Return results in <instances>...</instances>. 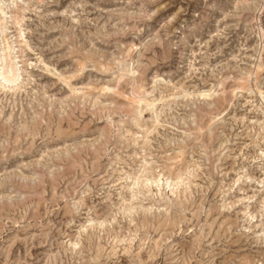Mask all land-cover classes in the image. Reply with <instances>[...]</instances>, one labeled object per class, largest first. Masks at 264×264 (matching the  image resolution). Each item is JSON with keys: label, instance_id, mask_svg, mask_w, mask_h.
Returning <instances> with one entry per match:
<instances>
[{"label": "rangeland", "instance_id": "1", "mask_svg": "<svg viewBox=\"0 0 264 264\" xmlns=\"http://www.w3.org/2000/svg\"><path fill=\"white\" fill-rule=\"evenodd\" d=\"M0 4V264H264V0Z\"/></svg>", "mask_w": 264, "mask_h": 264}, {"label": "bare ground", "instance_id": "2", "mask_svg": "<svg viewBox=\"0 0 264 264\" xmlns=\"http://www.w3.org/2000/svg\"><path fill=\"white\" fill-rule=\"evenodd\" d=\"M6 8L7 7L0 8V14L1 15H5L6 14V12H5ZM13 17H14V19H16L15 16H13ZM17 36L21 37V33L19 31H18V35ZM2 40L4 42V48L2 49V52L5 53V59L3 58V63H0V67H1L0 68V70H1V72H0V81H2L1 83H4V86L8 87L10 84L16 83L19 80L20 76H19V73H18L19 69L17 68L16 62H13L11 57H10V51L12 50V47L9 45L7 39H2ZM3 53H2V55H3ZM118 64L120 65V62ZM260 68H261V65H259V64L255 65L254 66V70L252 71V74H256L259 71ZM130 72L131 71L129 69H127L124 72H122L120 77H122L124 75H127V73L130 74ZM241 80H243V78H241ZM241 88L244 89V87H241ZM141 91H142V89H141ZM210 92H211V90H203L198 95L202 96L203 98H208V97L211 96ZM191 94L190 93L189 94L186 93L185 95H191ZM258 94H259V97L261 98V100L264 102V91L263 92L262 91H258ZM158 100H160V99L158 98V99L147 100V99H145L143 97H137V100L136 101L134 100V101H135V104H139L141 102H144L146 107H149V109H152V108H154L156 106L157 103H159ZM177 178H180V177H177ZM177 178L170 179V180L169 179H165L166 182H165L164 185H163L162 179H161V177L159 175L156 176V177H152L150 179L147 178L145 181L139 180L138 178H136V179L133 178V186H135V184H139L141 186V188H142V186H145L147 189L144 190V192H150L151 191V184H154L155 188L157 189V191L159 193L161 192L163 186H165V189H168L171 192V191H173V189H175V187L178 186ZM145 182H146V184H145ZM148 182H149V184H148ZM171 186H172V188H171ZM140 206H141V204H140ZM129 209H131V206H129Z\"/></svg>", "mask_w": 264, "mask_h": 264}, {"label": "snow or ice", "instance_id": "3", "mask_svg": "<svg viewBox=\"0 0 264 264\" xmlns=\"http://www.w3.org/2000/svg\"><path fill=\"white\" fill-rule=\"evenodd\" d=\"M4 7L3 4H0V8ZM262 156H264V152L261 153Z\"/></svg>", "mask_w": 264, "mask_h": 264}]
</instances>
